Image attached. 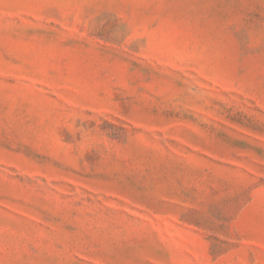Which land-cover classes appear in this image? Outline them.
<instances>
[{
  "label": "rangeland",
  "instance_id": "obj_1",
  "mask_svg": "<svg viewBox=\"0 0 264 264\" xmlns=\"http://www.w3.org/2000/svg\"><path fill=\"white\" fill-rule=\"evenodd\" d=\"M0 264H264V0H0Z\"/></svg>",
  "mask_w": 264,
  "mask_h": 264
}]
</instances>
